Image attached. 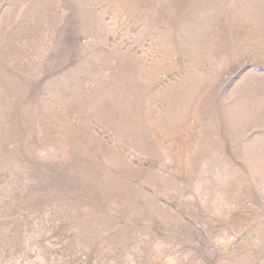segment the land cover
Instances as JSON below:
<instances>
[{
	"label": "rangeland",
	"instance_id": "374dc122",
	"mask_svg": "<svg viewBox=\"0 0 264 264\" xmlns=\"http://www.w3.org/2000/svg\"><path fill=\"white\" fill-rule=\"evenodd\" d=\"M0 264H264V0H0Z\"/></svg>",
	"mask_w": 264,
	"mask_h": 264
}]
</instances>
